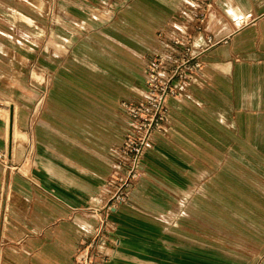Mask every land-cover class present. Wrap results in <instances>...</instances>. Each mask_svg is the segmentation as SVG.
Listing matches in <instances>:
<instances>
[{"label":"crops","instance_id":"1","mask_svg":"<svg viewBox=\"0 0 264 264\" xmlns=\"http://www.w3.org/2000/svg\"><path fill=\"white\" fill-rule=\"evenodd\" d=\"M185 2L0 0V35L15 40L24 28L25 38L41 39L40 48L15 44L48 81L43 98L22 75L0 87L9 106L8 116L0 110V264H76L93 240L91 208L103 212L128 124L120 103L142 98L146 65L165 49L161 34H178ZM48 3L46 17L39 11ZM206 27L190 26L196 40L214 41L203 71L169 102L166 133L102 231L116 253L98 249L97 264H234L243 259L224 248L229 240L261 244L264 0H213ZM15 127L33 136L31 158V145L13 144ZM25 166L28 175L18 170ZM263 253L251 264H264Z\"/></svg>","mask_w":264,"mask_h":264},{"label":"built area","instance_id":"2","mask_svg":"<svg viewBox=\"0 0 264 264\" xmlns=\"http://www.w3.org/2000/svg\"><path fill=\"white\" fill-rule=\"evenodd\" d=\"M185 4L180 13L183 23L175 27L178 34H161L167 39L165 49L146 65L142 98L137 102L120 103L128 124L113 173L102 191L108 200L103 212L91 208L92 217L97 221L95 236L78 252L76 264H97L94 257L98 252H94V248L104 239L102 231L110 226V215L120 205L129 203L131 192L142 177L146 153L153 148L155 136L166 133L170 123L169 102L184 98L186 88L203 71L202 56L214 45L212 38L196 40L190 31L191 25L199 32L207 29L213 0H186Z\"/></svg>","mask_w":264,"mask_h":264},{"label":"rangeland","instance_id":"3","mask_svg":"<svg viewBox=\"0 0 264 264\" xmlns=\"http://www.w3.org/2000/svg\"><path fill=\"white\" fill-rule=\"evenodd\" d=\"M37 1H39V0H37ZM56 1L57 0H55V2ZM55 5H57V4H55ZM43 8H45V7H43ZM97 12L98 11H95L96 17H98V15H99ZM39 13L45 15L46 17L48 16V14H50V16H51L53 14V8L48 3L46 8L42 11H39ZM56 14H57V10L54 9V16ZM102 16L104 17V20H105L107 18V13L103 12ZM54 18H55V23H56V19H59V17L58 18L54 17ZM15 31H16L15 32L16 36L14 35L15 40H11L9 38H6L5 34L0 35V87H1L2 83H8L7 82L8 77L13 78V76H16V75H19V76L22 75V77L24 79V86H25L26 90H29L31 92V91H35L37 88H39L43 91L42 95L43 94L45 95L46 90H47V85H48V81H47L45 73L39 69L34 68L35 63H36L35 60H31V58H29V61H27V60L23 61V56H26V51L23 50L22 47L16 46L15 41L16 40H22L26 44L29 43L30 40L32 42L37 41L39 48L41 45L43 46L44 44L42 41H40L41 39L36 40L32 37L31 38H29V37L25 38L24 36H25L26 30L24 28H18ZM16 37H19V38H16ZM1 74L4 75V78L1 77ZM0 95L2 96L1 88H0ZM4 105H5V102L1 101L0 107L4 106ZM1 108L5 112L6 116H8L9 111L7 112L6 109H4L3 107H1ZM0 119H2V118L0 117ZM2 120L5 121L4 119H2ZM2 120H0V122H2ZM32 122H35L34 118L32 119ZM34 124H33V126H35ZM17 131H19V129ZM19 133L21 134L22 139L20 141H18L19 143H17V144L22 145L24 147H28V145H31V147H29L27 154H26L27 159L31 158L32 154H33V146L35 145L34 140H33V136L31 134H28V133H26V135H27L26 136L25 134H23L20 131H19ZM2 158L7 159V154L5 157L2 155ZM11 169H12V171L15 170L14 167H12ZM18 170L22 174H27L29 171L27 166H25L22 170L21 169H18ZM94 206L96 208H98L99 203H95ZM229 243H230L229 246L224 247V248L225 249L229 248V251H231V253L235 252V253L240 254L241 258L243 259L240 262L235 261L234 264H251L252 262H250L249 260H251V258H253L254 256L258 255L261 252V250L262 251L264 250V237H262L261 244H259V243L254 244L252 241H246L243 244L242 238H241V243H242L241 246L236 245L237 241L232 240V239L229 240ZM106 248H111V247L107 246L105 239H103L102 242L97 243L95 245L94 252H97L98 249L103 250L106 254H108L107 255L108 258L109 257L113 258L114 253H116V252H114L116 250V248L115 247L112 248L114 250H108Z\"/></svg>","mask_w":264,"mask_h":264},{"label":"bare ground","instance_id":"4","mask_svg":"<svg viewBox=\"0 0 264 264\" xmlns=\"http://www.w3.org/2000/svg\"><path fill=\"white\" fill-rule=\"evenodd\" d=\"M1 107H3L4 109H6V111L8 112L9 106L4 105V106H1ZM1 107H0V110H3ZM17 130L18 129L15 127L14 134H13V144L19 143L18 141H20L22 139L21 134Z\"/></svg>","mask_w":264,"mask_h":264}]
</instances>
